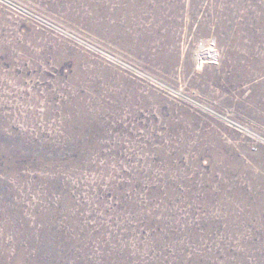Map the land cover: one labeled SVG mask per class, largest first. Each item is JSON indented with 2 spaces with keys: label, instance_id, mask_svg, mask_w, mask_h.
<instances>
[{
  "label": "rangeland",
  "instance_id": "1",
  "mask_svg": "<svg viewBox=\"0 0 264 264\" xmlns=\"http://www.w3.org/2000/svg\"><path fill=\"white\" fill-rule=\"evenodd\" d=\"M263 68L264 0H0V264H264Z\"/></svg>",
  "mask_w": 264,
  "mask_h": 264
},
{
  "label": "bare ground",
  "instance_id": "2",
  "mask_svg": "<svg viewBox=\"0 0 264 264\" xmlns=\"http://www.w3.org/2000/svg\"><path fill=\"white\" fill-rule=\"evenodd\" d=\"M264 69V68H263ZM227 261V260H226Z\"/></svg>",
  "mask_w": 264,
  "mask_h": 264
}]
</instances>
